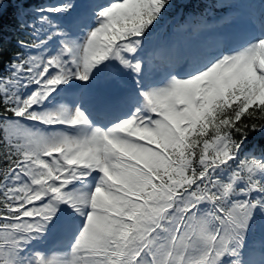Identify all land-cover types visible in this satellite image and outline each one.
<instances>
[{
    "label": "snow or ice",
    "instance_id": "snow-or-ice-1",
    "mask_svg": "<svg viewBox=\"0 0 264 264\" xmlns=\"http://www.w3.org/2000/svg\"><path fill=\"white\" fill-rule=\"evenodd\" d=\"M16 19L0 264H251L264 0H18Z\"/></svg>",
    "mask_w": 264,
    "mask_h": 264
},
{
    "label": "rangeland",
    "instance_id": "rangeland-1",
    "mask_svg": "<svg viewBox=\"0 0 264 264\" xmlns=\"http://www.w3.org/2000/svg\"><path fill=\"white\" fill-rule=\"evenodd\" d=\"M0 12H1V10H0Z\"/></svg>",
    "mask_w": 264,
    "mask_h": 264
}]
</instances>
